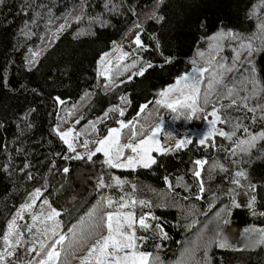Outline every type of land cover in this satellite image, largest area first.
Wrapping results in <instances>:
<instances>
[{"label":"trees","instance_id":"obj_1","mask_svg":"<svg viewBox=\"0 0 264 264\" xmlns=\"http://www.w3.org/2000/svg\"><path fill=\"white\" fill-rule=\"evenodd\" d=\"M62 24L64 30L57 31ZM262 24L264 0H0V252L4 251L7 223L21 204H31L30 194L40 188L33 207L56 209L60 213L59 230L66 235L59 264H81L87 249L106 233L104 227L87 236L94 223L106 218L104 198L123 203L120 196L136 200L128 208L137 217L148 212L158 217L157 221L149 217L146 223L150 229L161 225L167 234V239L161 240L153 230L136 226V236L147 237L137 240V247L151 254L149 264L157 260L159 264H204L202 246L216 233V239L227 241L230 247L213 243L208 251L209 264H264V244L257 243L264 229V140L258 138L248 154L237 149V155H231L238 141L264 133V120L259 119L264 112L259 108L248 111L258 103L264 105V99H259L264 95V50L252 57L259 81L257 97L229 108L233 97L227 96L224 87L233 88L240 97L251 94L253 85L245 83L242 76L249 65L241 66L240 61L248 56L247 45L264 49ZM229 31L232 37L226 34ZM138 33L143 45L140 48L134 43ZM118 45L119 52L128 55L113 60L109 72L101 75V55ZM30 50L37 53L34 67L27 63ZM233 66L232 72H226ZM141 67L146 68L144 74L135 75ZM194 67L205 70L198 101L205 111L189 120V111L183 110L174 120L178 114L156 105L155 100L160 99V91ZM218 71L226 75L215 85L209 103L204 104L210 77ZM220 93L225 94L223 98ZM122 96L127 102L121 101ZM145 104L148 107L140 113V106ZM213 107L221 118L216 129L235 132L232 139L214 134L200 145L202 137L193 136L192 143L184 147H170L173 150L166 154L155 152L156 163L150 168H110L103 164L102 153L91 161L87 157L65 159L72 156L54 131L72 127L93 146L109 128L118 125L117 121H132L137 136L131 137V128L124 129L121 142H136L164 115L167 121L161 140L173 142L183 131L200 129L206 119L212 120L208 113ZM113 108L115 112L110 111ZM121 109L123 117L119 115ZM90 121L95 122V129ZM198 159L206 162L200 176L206 191L199 200L196 196L201 182L193 175ZM66 167L68 173L63 172ZM241 170L247 175L239 178L241 186L237 187L231 180ZM101 176L113 187L97 188ZM113 176L125 183L115 185ZM249 183L256 187L249 189ZM230 189H235V200L241 207H231ZM253 196L255 215L247 207ZM140 200L148 201L150 207L140 205ZM117 206L113 203L111 207ZM24 217L16 224L27 241L30 237L23 226L29 216ZM9 243L13 244L14 238ZM30 246H19L18 255L9 259L28 264L36 253L24 251Z\"/></svg>","mask_w":264,"mask_h":264},{"label":"snow or ice","instance_id":"obj_2","mask_svg":"<svg viewBox=\"0 0 264 264\" xmlns=\"http://www.w3.org/2000/svg\"><path fill=\"white\" fill-rule=\"evenodd\" d=\"M114 10V9H113ZM251 15V13H250ZM67 20L68 17H65ZM76 19H80V17H76ZM95 22V20L93 21ZM262 28H264V24L261 25ZM65 28V25L62 24L59 26L57 31H63ZM228 36L232 37L233 33L229 31L226 33ZM135 45L137 48L143 47L142 41L140 38L139 33L136 35L134 40ZM243 47V45H242ZM249 51L248 56L245 58V60L240 61V65H249V67L246 69V74H242L244 82L245 83H251L253 85L252 92L250 95L240 97L237 92L233 88L228 87L227 85H224V87L227 89V96L233 97L231 99V104L227 105V107H232L233 105H238L241 103V101H249L252 98L257 97L258 91L256 88L258 81L257 73L255 64L252 62V57L256 51L264 50V49H256L253 48L251 44L247 45ZM31 57L27 61V63L31 66H35V57L37 55L36 52L30 50ZM106 55V54H105ZM128 53H123L120 57L123 59L124 56H127ZM105 57H101V60H104ZM236 59L239 60V54H237ZM133 67L135 65H132ZM153 65L149 63L147 65L148 68H151ZM221 69H223V65L220 66ZM127 68H125V71ZM234 70L233 67H229L226 69V72H232ZM119 71V69L117 70ZM146 71L145 67H141L140 70L135 73V75H143ZM194 73H197L198 75H185L182 77L177 78L176 83L174 85L169 86L168 88L162 90L159 92L160 99L155 100L156 105H163L167 109H169L172 113H177L178 115L173 116V119H179L180 114H182L183 110H188L189 115L187 119L191 120L193 116H195L197 113L204 112L205 109L198 106V101L200 100L201 95V88H200V81L203 77V74L205 72L204 69H194ZM101 75H104L105 73H100ZM226 73L224 71H218L212 74L210 77L209 83H208V89L204 92L203 96V102L204 104L209 103V95L211 92L215 90V85L222 83V80ZM219 77V78H218ZM132 77H128V80L130 81ZM125 81H121V83H124ZM231 83V81H230ZM105 87H111V85H105ZM264 91V90H261ZM171 93H179L178 96L172 97L170 96ZM224 93H220L219 97L223 98ZM59 103L63 104L64 101L61 100L59 97H55ZM122 102H127V98L122 96L121 98ZM259 99H264V95H259ZM148 107L147 104L140 106V113H143L144 110ZM223 107V106H222ZM244 107L248 108L247 103H244ZM260 109L261 112H264V105H260L259 103L255 108H248V111L256 112L257 109ZM110 111L115 112L116 109L113 108ZM124 110H119V115L121 117L124 116ZM139 115V113H138ZM209 116H211L213 119L210 121V129L205 134L204 138L199 139L200 145H204L206 143V140L213 136L214 134H218L221 137H226L228 139H232L233 136H235V132L233 133H226L223 130H217L215 125L217 121H219L221 118L218 115V110L216 107H213L212 111L208 113ZM108 113H105V118H107ZM255 119V117H254ZM259 119L264 120V115H261ZM77 124L80 123L79 120L76 121ZM119 124V127H113L108 129V135L105 136L103 139H98L95 141V143L98 144V146L95 148L94 152H90L88 154L87 159L91 161L93 157L97 153H103L105 159L103 161V164L107 165L110 168H118V169H135L137 166L143 167V168H150L153 164L156 163V158L152 156V152H157L160 154H166L169 151H172L171 148H165L162 147L160 144L159 139L157 138L158 133L160 132V125L158 124L155 128H153L147 135L144 136L143 139H139L136 142H132V140H129L128 143H121V132L124 129L131 128V137L137 136V130L135 127V124L132 121H128L125 123L124 120L117 121ZM163 123V119H160V124ZM89 125L95 129V122L90 121ZM54 131H57L60 138L64 141L65 144L68 145V149L70 152H75V148L73 147V144L69 142L68 137L72 135V129H69L66 132H59V129H54ZM243 131L247 134L248 129L245 127ZM144 129L143 127L140 128V133L143 134ZM80 133H77L76 136L78 137ZM264 140V133H260L259 137L255 135H250L247 140H241L238 141L236 144V148H234L231 152V155L236 156L237 155V149L243 154H248L249 149L252 147H255V142L257 139ZM88 143L90 141H85L84 146L87 147ZM187 143H192V141H187ZM244 145H247V147H244ZM214 146V145H213ZM176 148L184 147V141H177ZM124 149H130L131 155H127L125 159L122 160L123 157H125ZM83 159L84 157L81 156L79 153H76L72 157H65V159ZM205 161L203 160H196L194 161V165L197 167H203L205 165ZM235 163V161H234ZM214 168L217 167L216 165L213 166ZM25 168H28V165H25ZM220 171H225L223 166H219ZM21 171H24V169H21ZM64 173L69 172V168L63 169ZM195 178H200L201 172L199 170L194 171L193 173ZM247 173L243 170L237 171L235 173L234 179L231 180V183L237 187L241 186V181L239 178L245 177ZM29 179H32L33 177L29 175ZM111 179L115 182V185H123L125 181H122L118 177H111ZM167 182V178H166ZM105 187L112 188V184H105V179L103 176H101L100 180L98 181L97 188L103 189ZM133 190H135V185L132 186ZM169 187L171 188V185L169 184ZM256 185H253L249 183L248 188L254 189ZM205 188L203 185V181H201L199 186V194H197L196 199H201L202 194L205 193ZM235 189H230L227 195H229V198L232 200L231 207L232 208H238L241 207V205L236 203L235 196H234ZM41 194V189L37 188L33 193L30 194L29 199L31 200V204L24 203L20 205V209L17 211L16 215L7 223V231L3 234V242H4V251L0 252V264H4L5 261L8 262V264H23V261L18 259H12L18 255L19 252V246L27 244H32V247H25L24 251L26 253H34L36 249V245L39 244V247L42 249V251L38 252L33 256L32 259H28V264H56V261L59 260L61 253L60 251H57V246L62 245L66 239L64 235H59L58 239H54V242H52L47 247L45 246L44 239H53L57 234V229L59 227V223L56 221V217L60 215V213L56 209H52L47 216L41 215H33L31 217L33 224L31 225H25L23 226L28 234L30 239L25 241L23 239L24 233L20 231V226L16 224L17 219H23L22 212L28 210L32 207L33 204L36 203V197H39ZM245 194H248V191L245 190ZM187 199V197H185ZM120 201H125L124 203H120L119 201L114 202L111 197L104 198V202L108 207H111L113 203H118V208L115 212H107L105 213V217L101 218L102 222L94 223L88 230L87 236L91 237L98 232H100L104 227L107 228V235L102 236L100 239H97L95 243L91 245L88 249L87 255L81 260V264H86L87 261L94 259L95 264H149V256L150 253H146L143 251H140L137 247V240L144 241L147 239V237H137L135 235V229L133 227V216L134 213L124 212L123 209L128 206L126 202L125 196H120ZM44 204H47L48 201L44 200ZM132 205L136 204V200L133 199L131 201ZM140 205L150 207V204L148 201L140 200ZM255 203V197L253 196L249 202L247 207L250 209H253ZM255 211L253 209V215H255ZM261 215H264V213H261ZM149 217L157 221L159 218L155 217L151 214V212L145 213L144 216H141L138 223L141 229H144L146 231L153 230L154 234H158L161 240L167 239V234L164 232L163 227L159 224H156L155 229H150V225L146 223V220L149 219ZM39 221L40 224L44 225L43 228H36V231L33 232L32 229L36 227V222ZM46 221H53V224L51 226H48L46 224ZM227 223V221H225ZM247 231V230H246ZM261 232V239L257 242L258 244H264V229L260 230ZM219 234L216 233L212 237H210L207 241H205L203 247V254H204V264H209V256L208 251L209 248L213 243L216 244L217 247L225 248L230 247V245L227 243V241L223 240H217L216 236ZM43 237V238H42ZM10 238H14V243L10 244L9 240ZM81 240H84L86 242V237L81 236ZM159 248L160 245H157ZM199 249H194L195 251H198ZM238 250V249H236ZM46 253L45 259H40L41 256H44ZM194 254V253H193ZM27 259V257H26ZM156 264H159L158 260L156 261Z\"/></svg>","mask_w":264,"mask_h":264},{"label":"rangeland","instance_id":"obj_3","mask_svg":"<svg viewBox=\"0 0 264 264\" xmlns=\"http://www.w3.org/2000/svg\"><path fill=\"white\" fill-rule=\"evenodd\" d=\"M119 49H120V45H118L114 50H112V51H110V52H106V53H104V54H102L101 55V57H105V59L104 60H101V57H100V61H99V72L100 73H105V74H107L108 72H109V68L111 67V63H112V61L113 60H115V59H119L121 56H122V54L124 53H120L119 52ZM106 54V55H105ZM121 59V58H120ZM194 69H197V67H194V68H192L189 72H187V73H184L183 74V76H185V75H189V74H193V75H198L197 73H194ZM201 69V68H200ZM182 77V76H181ZM177 80V79H176ZM176 83V81L172 84V85H174ZM168 88V87H167ZM179 95V93H171L170 94V96H172V97H176V96H178ZM163 119V123L162 124H160V119ZM160 119H159V121H158V123H156L155 124V126L153 127V128H155L158 124L160 125V132L158 133V136H157V138L159 139V141H160V144H161V146L162 147H165V148H170V147H173V148H175V145H176V143H177V141L179 140V141H184V146H186L188 143H187V141H189V140H191L192 139V137L193 136H197V137H199V136H201L202 138H204V136H205V134L209 131V129H210V121L211 120H209V119H206V121H205V125L202 127V128H190V129H187L186 131H183L182 133H180L177 137H176V139L173 141V142H171V141H167V142H163L162 140H161V134H162V131H163V128H164V126H165V124H166V121H167V119L165 118V116L164 115H162L161 117H160ZM125 123H127V121H125ZM216 126V125H215ZM114 127H116V128H118L119 127V124L117 125V126H114ZM111 128H113V127H111ZM152 128V129H153ZM69 129H72V135L70 136V137H68V139H69V142L70 143H72L73 144V147L75 148V152H70V156H74L76 153H79L81 156H83V157H88V154L90 153V152H94L95 151V148L98 146V144L97 143H95V145H93V146H89V145H87V147H85L84 146V142L86 141L85 139H84V136L82 135V133L81 132H79V131H76L74 128H72V127H70V128H67V129H65V130H63V131H59V132H66V131H68ZM151 129V130H152ZM150 130V131H151ZM77 133H80V135L77 137L76 136V134ZM108 135V132L103 136V137H101L100 139H103L105 136H107ZM212 137V136H211ZM143 139V138H142ZM129 142V141H128ZM128 142H121V143H128ZM67 145V144H66ZM67 147H68V145H67ZM69 150V149H68ZM124 153H125V157H123L122 158V160L123 159H125L126 158V156L127 155H131L132 153H131V150L130 149H124ZM154 153H155V151L154 152H152L151 154H152V156L154 157ZM103 154V153H102ZM104 156V155H103ZM104 159H105V157H104ZM115 169H118V168H115ZM197 170H199L200 172H201V170H202V167H198L197 168ZM199 179V181L201 182V178H198ZM133 199H131V200H127L126 199V202H127V204H128V206L127 207H125L124 209H123V211L124 212H129V211H131V212H133L134 213V216H133V227H134V229L136 230V226H138L139 225V223H138V221H139V219H140V217H137L136 215H135V212L133 211V210H131L130 208H128V207H132L133 205H132V203H131V201H132ZM125 201H123V203H124ZM122 203V202H121ZM119 206V205H118ZM118 206L117 207H108L107 208V211H106V213L107 212H109V211H111V212H115L116 211V209L118 208ZM53 208H49L48 206H41V207H39V208H35V207H33V205H32V207L31 208H29L28 210H26V211H23L22 212V216H23V220L25 219V217H24V214H26V216H29L28 217V224L27 225H31V224H33V221H32V219H31V217L33 216V215H41V214H43L44 216H47V214L52 210ZM144 216V215H143ZM22 220V219H21ZM56 221L59 223V218L58 217H56ZM147 221V220H146ZM46 224L48 225V226H51L52 224H53V221H46ZM60 224V223H59ZM44 227V225H42V224H40V222L39 221H37L36 222V227H34L33 229H32V231L33 232H35L36 231V228H43ZM59 235H64V236H66L65 234H63V233H61V231L59 230V227H58V229H57V234H56V236L53 238V239H47V238H43L44 239V243H45V246H47L49 243L48 242H54V239H58V237H59ZM105 235H107V230H106V233H105ZM135 235H136V231H135ZM30 239V238H29ZM95 243V242H94ZM30 247H32V244H31V246ZM91 247V246H90ZM60 249H61V245H59V246H57V251H60ZM89 249V248H88ZM88 249H87V251L85 252V254H84V256L80 259V263H81V260L87 255V253H88ZM40 251H42V249L39 247V244H37L36 245V249H35V252L36 253H38V252H40ZM143 252H145V251H143ZM35 253V254H36ZM147 253V252H146ZM35 256V255H34ZM33 258V257H32ZM46 258V253H45V255L43 256V257H41L40 259H45ZM56 264H59L58 263V261H56ZM86 264H95V260L94 259H92V260H89V261H87L86 262Z\"/></svg>","mask_w":264,"mask_h":264}]
</instances>
